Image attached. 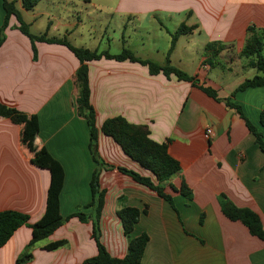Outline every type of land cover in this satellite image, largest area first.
Instances as JSON below:
<instances>
[{"label": "crops", "instance_id": "1", "mask_svg": "<svg viewBox=\"0 0 264 264\" xmlns=\"http://www.w3.org/2000/svg\"><path fill=\"white\" fill-rule=\"evenodd\" d=\"M7 1L16 2L34 36L67 38L76 47L113 55L128 49L160 65L167 63L181 25L195 27L178 37L169 59L199 84L152 75L147 66L129 60L89 62L98 132L92 143L80 102L79 59L61 44H33L11 16L0 47V104L25 114L32 129L0 116V212L28 215L31 224L41 220L51 174L32 160L45 148L65 171L60 195L65 222L33 246L32 230L23 225L0 247V264H82L96 257L91 180L97 169L105 193L99 238L112 257L128 254L131 238L118 211L130 207L141 212L132 238L149 237L142 264H264V241L228 219L218 201L223 194L237 207L251 209L264 227V152L238 111L227 105L229 101L240 107L264 136V87L235 93L257 74L239 54L249 27L264 36V0H42L31 11L23 8L22 0ZM5 20L0 0V36ZM115 40L120 48L113 51ZM211 43L225 46L216 63H225L224 71L217 79L211 76L212 67L204 65ZM226 72L239 79L233 82ZM201 86L215 89L218 100ZM116 117L147 126L153 141L168 143L169 154L181 165V173L169 182L175 189L165 188L172 203L119 170L157 182L104 133L105 121ZM207 127L215 132L211 139L205 137ZM183 184L191 197L181 193ZM79 213L84 221L75 216ZM62 240L67 242L64 248L45 249Z\"/></svg>", "mask_w": 264, "mask_h": 264}, {"label": "trees", "instance_id": "2", "mask_svg": "<svg viewBox=\"0 0 264 264\" xmlns=\"http://www.w3.org/2000/svg\"><path fill=\"white\" fill-rule=\"evenodd\" d=\"M42 0H22L23 8L27 11L33 10ZM4 9L6 11V20L4 22L2 33L0 36V47L4 42L3 32L8 26V21L11 16H15L20 24L21 31L28 36L33 44L36 42H46L61 44L69 48L75 56L79 59L81 66L78 70V78L80 82V102L82 109L86 112V118L89 123L91 142L97 141V128L95 124V111L91 105L90 87H89V68L88 63L91 61L109 59L117 61H132L147 66L152 75L163 73L170 77L174 75L181 81L192 82L199 84L197 77L189 76L183 70L170 64V53L174 49L175 43L180 35L191 33L195 27H187L185 24L181 25L176 34L173 35V42L168 53L167 63L160 65L151 60H143L137 57L132 51L124 49L122 53L113 55L110 52H98L97 50H90L87 48H79L74 46L67 38H48L46 35L34 36L29 31V26L23 21L22 15L16 7V2H8L4 0ZM225 46L221 43H211L207 45L205 50L206 60L204 65L215 67L220 58ZM241 59L247 61L249 68L257 70V74L247 79L235 91V93L247 90L249 88L264 87V36L263 33L255 27H249L248 37L245 46L239 54ZM203 90L210 97L218 100L217 91L212 87L201 86ZM227 105L235 108L240 116L244 119L247 128L255 136L256 143L264 152V136L261 134L253 124L244 116L240 107L227 101ZM0 116L10 118L17 124L24 125L27 131L32 129L31 121L28 117L14 108H10L0 104ZM260 122L264 127V111L261 112ZM103 131L107 136L112 137L123 149L124 153L131 159L139 163L144 169L153 174L157 182L150 177L142 176L134 171L120 168L119 170L132 177L137 183L144 185L151 190L157 192L159 196L172 203L170 195L165 193L166 185L173 177L181 173L180 163L174 159L168 152V143H157L150 137V131L147 126L135 125L127 122L122 117L108 119L103 125ZM26 134V133H25ZM92 146V144H91ZM33 164L41 169H46L51 174V182L47 194L46 210L40 221L31 224L29 223V216L15 212L4 211L0 212V247H4L12 238L14 233L23 225H27L32 230L31 246L35 243L49 238L58 228H60L65 219L60 213V195L64 186L65 171L59 161H57L45 148H42L36 157L32 160ZM99 173L100 169L94 172L91 180V190L93 195L92 205H96V219L93 225V239L98 248L96 257L84 261L82 264H142L143 255L149 241L147 234H142L139 237L132 238L133 231L139 221L141 212L136 208L125 207L118 211V216L121 219L124 233L131 238L129 243L128 254L124 258L112 257L105 246L101 243L99 238V218L104 206L105 193L99 188ZM175 189L172 185H170ZM181 193L185 196L191 197V191L183 184ZM218 201L223 214L231 221H239L245 225L250 234L264 241V227L261 218L257 213L248 208H239L231 202L225 195L221 194ZM80 220L84 221L85 216L81 213L76 214ZM67 242L57 241L48 244L45 249L55 251L64 248ZM25 258V257H24ZM23 258L19 259V263Z\"/></svg>", "mask_w": 264, "mask_h": 264}, {"label": "rangeland", "instance_id": "3", "mask_svg": "<svg viewBox=\"0 0 264 264\" xmlns=\"http://www.w3.org/2000/svg\"><path fill=\"white\" fill-rule=\"evenodd\" d=\"M44 2H47V1H44ZM45 4V3H44ZM99 16H100V14H99ZM154 28H156V27H154ZM153 28V29H154ZM113 31V29L112 28H110V30H109V34H111V32ZM114 34V33H113ZM137 34H139L138 32H137ZM112 49H113V51H116V49H119L120 48V44L117 42V40H115V42L114 43H112ZM224 65H225V63H221L220 65H217L216 64V66L215 67H212V78L213 79H217V77H219L221 74H223V71H224ZM227 76H231V78L232 79H234V81L233 82H235V81H237V79H239L238 77H237V75H235V74H230L229 72H226L225 73ZM228 78V77H227Z\"/></svg>", "mask_w": 264, "mask_h": 264}, {"label": "built area", "instance_id": "4", "mask_svg": "<svg viewBox=\"0 0 264 264\" xmlns=\"http://www.w3.org/2000/svg\"><path fill=\"white\" fill-rule=\"evenodd\" d=\"M214 135H215V132H214L213 128L207 127L205 130V137L207 139H211Z\"/></svg>", "mask_w": 264, "mask_h": 264}]
</instances>
